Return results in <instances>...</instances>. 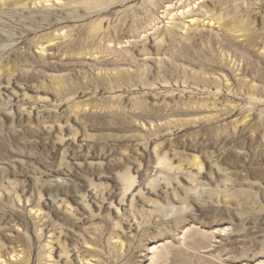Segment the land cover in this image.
Here are the masks:
<instances>
[{"label": "rangeland", "instance_id": "rangeland-1", "mask_svg": "<svg viewBox=\"0 0 264 264\" xmlns=\"http://www.w3.org/2000/svg\"><path fill=\"white\" fill-rule=\"evenodd\" d=\"M0 264H264V0H0Z\"/></svg>", "mask_w": 264, "mask_h": 264}]
</instances>
